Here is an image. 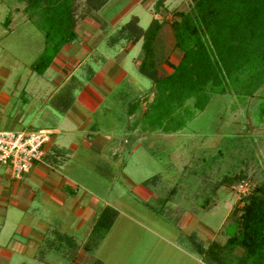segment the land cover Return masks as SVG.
I'll return each instance as SVG.
<instances>
[{
  "label": "crops",
  "instance_id": "crops-1",
  "mask_svg": "<svg viewBox=\"0 0 264 264\" xmlns=\"http://www.w3.org/2000/svg\"><path fill=\"white\" fill-rule=\"evenodd\" d=\"M107 1L98 9H88L87 16L79 25L73 23L69 28L73 38L65 41L61 40V36L60 39L55 36L54 29L50 30V34L39 27L35 20V10L31 12L25 0L10 3L12 13L0 22V32H3L0 40L10 36L17 24L31 23L43 34L40 52L27 64L29 71L18 73V69L9 67L4 60L6 50L0 48V130L52 131L50 142L45 145L46 155L42 163H36L18 180L11 179L6 168L0 170L1 264H104L102 259L110 258L113 262L123 261L124 264H207L190 248L192 245L181 242L176 235L166 234L158 226L151 227L139 220L133 211L135 209L124 210L126 204L120 207L118 199L114 201L108 194L102 196L84 187L79 192L75 182L56 171L77 147L73 143L66 147L56 141L60 126L80 131L79 143L92 148L97 156H104L105 161L110 159L109 162L116 164L110 167L93 163L97 175L113 180L109 170L122 164L117 153L119 149L123 151L119 145L120 137L127 138L129 135L119 136L112 126L109 130H102L92 115L97 110L108 111L107 106L99 107L105 99H114L115 88L121 84L127 86L129 76L126 67L121 68L120 60L126 51L137 44L140 53L134 63L138 70L141 41L126 40L125 47L121 46L122 51L120 48L117 50V44L123 39L119 37L118 30L125 22L116 25L121 8L118 7L117 13L112 12L109 16L107 5L113 4L115 0ZM157 14H152V18L159 20ZM49 23L42 21L41 26H49ZM105 28L109 30L106 36H101ZM50 36L53 41H60L58 47L50 41ZM102 42L106 48L101 47ZM107 47L110 53L105 51ZM115 47L117 53L113 55ZM179 57L180 53L176 50L171 52L168 59L176 63ZM13 63L18 61L14 60ZM166 67L164 64L158 65L157 70L166 75L170 71ZM132 84L139 92L143 91L134 81ZM151 93L150 87L147 93L143 92L138 100L131 102L138 103L133 110L132 104L126 100L123 105L126 106L127 115L131 116L136 110H141L144 102L151 100ZM89 138H93V141ZM52 146L63 150L60 160L47 156ZM123 181L129 185L134 184L127 178ZM141 192L147 200L155 196L145 187ZM150 212L155 218L158 216V211L150 209ZM120 228L123 238L127 234L129 253L125 255L120 252L115 256V249H112V253L108 252L110 257L103 254L102 251L109 250L102 247L104 239L111 232L114 235ZM179 229L187 237L196 233L199 241L203 235L205 241L201 244L204 247L213 239L212 232L196 224L192 216L183 218ZM92 233H96V239L88 243ZM143 235L148 238L145 243L139 244L138 240ZM92 253L95 256L89 257Z\"/></svg>",
  "mask_w": 264,
  "mask_h": 264
},
{
  "label": "rangeland",
  "instance_id": "rangeland-1",
  "mask_svg": "<svg viewBox=\"0 0 264 264\" xmlns=\"http://www.w3.org/2000/svg\"><path fill=\"white\" fill-rule=\"evenodd\" d=\"M158 1L115 0L113 4L107 5V13L110 16L121 8L117 26L135 16L142 28H146L152 14L158 13L163 25L156 42L157 46L161 47H157L156 51L160 50L162 57L169 58L171 52L176 51L172 46V32L169 27L171 17L174 11H187L191 1L163 0L160 4ZM12 2L16 3V0H2L0 3V22L12 13L9 6ZM72 2V18L64 21L63 29L60 30L63 35L65 28L67 30L72 27L73 23L79 25L89 12L87 0ZM66 6L71 7L69 4ZM47 13L51 14V11L39 10L34 15L39 27L51 34L50 30L54 28L41 26L42 21L46 23L44 15L47 17ZM18 25L13 27L10 36L0 40V48L6 50L4 60L8 66L18 69L20 73L29 71L27 64L40 52L43 34L31 23ZM1 29L0 25V31ZM108 30L103 29L101 36H106ZM54 34L60 37L55 31ZM2 35L3 32H0V37ZM50 39L56 47L59 46L60 41H53L52 37ZM126 43L125 38L121 39L117 50L120 48L122 51L121 46L125 47ZM101 47L106 48L103 42ZM107 50L110 53L108 47L105 51ZM116 53L115 47L112 54ZM125 53L120 60V66L123 69L126 67L125 71L129 76L127 86L119 85L113 91L114 99H105L99 107L107 106L108 111L97 110L92 115L102 130H109L112 126L119 136L129 135L127 138L120 137L119 145L123 151L119 149L117 153L122 164L109 170L114 179L107 180L104 179L105 176L97 175L93 163L97 162L101 166L107 164L110 167L116 164L109 162L110 159L105 161L104 156H97L92 148L79 143L80 131L69 130L64 126L57 129L59 133L56 134V141L66 147L71 143L77 147L69 153V158L56 171L75 182L79 192H82L84 187L102 196L111 195L114 201L118 199L120 207L126 204L124 210L135 209L134 213H137L142 222L151 227L158 226L166 231V234L176 235L181 242L189 246L190 238L179 229L180 221L188 216H192L196 224L212 232L211 242L225 245L239 215V198L246 194L250 187L264 183V82L251 96L236 94L232 90L224 94L210 93L203 106L194 104V98L191 97L184 102L183 107L171 114L165 112V107L158 110L150 108V105H146L150 102L148 100L141 106V110L147 108L145 117H140V109L130 116L127 115L123 103L128 100L129 104H132L131 102L138 100L143 92L147 93L152 85L151 81L135 68L134 60L140 53L139 44ZM14 60L18 63H13ZM165 69L170 70L168 67ZM132 80L141 87L142 92L136 90ZM76 92L77 90L75 94ZM165 127L171 130L165 131ZM89 139L93 141V138ZM4 168L6 167L0 165L1 171ZM125 178L134 184L125 183ZM141 180L143 181L140 182ZM144 187L156 197L152 195L147 200L141 192ZM150 209L158 211L156 218ZM122 233L120 228L114 235L111 232L104 239L102 247L109 250L102 251L103 254L112 253V249H115V256L120 252L125 255L129 253L127 234L125 240ZM195 234L190 235L200 244L204 243L203 235L200 236L202 241H199ZM147 238L143 235L138 243H145ZM190 248L194 249L193 245ZM193 251L196 253L195 249ZM241 251L238 246L230 250L237 255ZM93 256L95 253L89 257ZM102 261L104 264H124L123 261L113 262L111 258Z\"/></svg>",
  "mask_w": 264,
  "mask_h": 264
},
{
  "label": "trees",
  "instance_id": "trees-1",
  "mask_svg": "<svg viewBox=\"0 0 264 264\" xmlns=\"http://www.w3.org/2000/svg\"><path fill=\"white\" fill-rule=\"evenodd\" d=\"M25 1L31 12L51 11L47 17L44 15L45 21L50 22L49 26L62 41L73 38L70 27L67 31L64 29V35L60 31L64 21L72 18L73 0ZM106 1L87 0L88 9H98ZM190 1V8L174 11L169 23L172 46L180 53L176 63L162 57L160 50L156 51L161 47L156 42L162 20L152 18L146 28H140L132 17L118 30L120 38L141 41L137 68L152 85V97L146 105L157 110L165 107L167 114L183 107L191 97L194 104L203 106L210 93L224 94L232 90L251 96L264 82V0ZM159 64L167 66L169 73L160 74ZM146 111V107L141 110V118ZM62 151L52 146L47 156L60 160ZM239 202V215L225 245L211 242L203 247L188 236L196 253L207 264H264V183L250 187ZM96 236V233L90 234L87 242H94ZM235 246L242 250L239 255L230 252Z\"/></svg>",
  "mask_w": 264,
  "mask_h": 264
},
{
  "label": "built area",
  "instance_id": "built-area-1",
  "mask_svg": "<svg viewBox=\"0 0 264 264\" xmlns=\"http://www.w3.org/2000/svg\"><path fill=\"white\" fill-rule=\"evenodd\" d=\"M51 134L48 129L0 130V165L7 168L11 179L18 180L36 163L44 161Z\"/></svg>",
  "mask_w": 264,
  "mask_h": 264
}]
</instances>
